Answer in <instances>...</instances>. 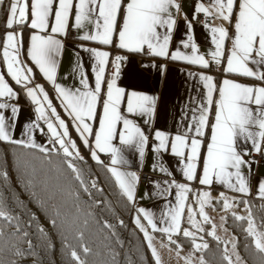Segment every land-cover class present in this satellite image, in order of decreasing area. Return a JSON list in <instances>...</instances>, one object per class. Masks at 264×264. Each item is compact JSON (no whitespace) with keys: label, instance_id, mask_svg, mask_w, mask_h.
<instances>
[{"label":"snow or ice","instance_id":"snow-or-ice-1","mask_svg":"<svg viewBox=\"0 0 264 264\" xmlns=\"http://www.w3.org/2000/svg\"><path fill=\"white\" fill-rule=\"evenodd\" d=\"M3 2L4 0H0V6ZM73 11L75 15L72 27L75 30L79 31L84 28L86 23L95 29L94 33L88 31L79 36L81 40L112 45L119 50L133 54L166 58L172 61H186L205 69L210 68L212 63L220 65L221 58L226 57V66L223 68L226 76L235 74L260 82L259 85H249L225 78L218 88V99H214V93L217 92V86L213 82L214 77L200 74V79L204 81L207 88V102L200 107L199 116L193 114V123L188 125L183 134L170 137L157 130L155 140L158 144L153 148L156 153L161 150L167 151L170 143L171 154L183 158L182 163L186 160L181 172L182 178L188 182L198 181L200 186L209 188L215 182L227 189L249 195L251 185L242 169L246 166L250 172L252 161L245 160L244 157L251 153L247 147L240 146L250 142L252 151L264 155V0H209L207 7L203 3H197L193 20H198L199 14L203 13L205 15L203 26L206 29L210 26V19L225 22L210 29L212 43L215 45V50L208 54L211 57L210 60L206 59L205 55L198 54L197 45L193 42L191 34L193 21L188 20L186 14L184 20L188 34L186 40L180 41V45L185 49L190 48V54L180 51L179 47L169 52L173 31L177 24L176 16L180 13L178 0H75V3L74 0H9L4 25L8 31L5 33L2 44V62L6 69H0V141L38 148L46 155L51 151L50 148L37 144L31 138L32 129L39 128L36 121L24 126L23 134L29 136L27 144L24 140L12 139V131L15 129L14 121L18 117L19 108L8 101L17 99L18 93L9 84L7 76L16 86H20L25 91L32 103L37 105L36 119L37 121L44 120L47 124L48 131L51 133L49 143L59 144L64 155L63 163L75 174V179L80 182L83 191L91 195L89 188L84 186L82 170L76 167L72 159L74 155L77 160H82L83 157L79 155L76 141L70 138L67 123L60 118L56 108L52 106V101L43 85L29 86L34 80L33 69L19 59V45L22 43L23 28L26 26L32 30L27 50L29 59L43 74V77L53 83L54 90L60 98L61 107L72 117L75 130L85 146H89V137L94 135V148H90L92 158L102 163L97 150L100 153L111 155V166L108 170L115 177L121 194L129 202L135 204L139 177L134 172H122L116 167V165L127 162L123 160L121 148L114 145L113 140L117 136V125L122 122L123 128L118 133L120 143L136 147L140 156L143 157L148 137L137 123L121 113L120 105L126 97L128 114L151 115L154 112L156 98L135 91L126 93L124 88L116 85L120 62L127 59L125 56L116 55L112 62L115 71L107 80L106 93L101 99L105 65L108 63L110 53L83 45L80 46L83 51L91 53L94 58V63L91 65L95 77L94 88L89 87L87 74L83 71L79 75V84L84 89L83 91L80 87H64L55 83L56 57L63 45L54 34L66 35ZM16 27H19L21 31H13ZM153 66L161 71L166 70V65H145V67ZM77 67L82 69V63H78ZM98 105L102 107V112L99 114ZM47 109L51 110V116L55 117L58 125L53 124ZM5 110H10L9 116L5 115ZM210 117L212 118L211 123ZM96 119H98L99 126L94 130L88 121ZM145 123L148 121L146 120ZM209 126L210 137L206 144V152L202 156V148L205 147V129ZM193 130L196 135L190 136L189 133ZM153 167L155 168V165ZM159 170L171 179L162 181L164 189L158 195L167 193L171 196L172 189H175V203L169 201L165 204L167 211L161 214L159 221L166 226L158 227L153 214L142 207L136 209L138 215L135 217V223L143 233L147 247L155 259V264H162L159 252L153 243L155 237L149 232L148 227L141 223L140 214L143 215L153 233L158 231L167 236L168 243L176 244L179 249L181 246L172 239V236L181 231V220L185 209H187L189 224L197 231H204L195 217L198 214L202 221L207 223L209 217L205 212V207L210 205L212 200L210 191L201 189L194 191L190 183L178 182L163 162ZM0 174L7 177L6 172ZM28 183L30 184L31 181ZM160 185L161 182H157L158 188ZM91 186L95 187V182ZM190 194L193 196L192 204L187 203ZM257 196L264 199V180L257 185ZM217 199L223 200L225 209L232 206L223 192ZM241 202L248 203L247 201ZM57 215H59L58 212ZM0 217L7 221L16 220L17 231L20 230L19 217L12 216L6 210L2 200H0ZM237 219L243 220L245 217L240 216ZM52 223L55 225L56 220L53 219ZM120 223L122 224L123 221ZM107 227L112 226L107 225ZM214 229L213 225V231L208 234L215 236ZM38 231L43 233L44 230L38 228ZM182 231L184 237L192 238L196 250L208 247L206 243L203 245L195 243L194 232L187 228ZM246 231L253 237L255 248L264 254V231L257 230L250 215ZM0 234H2V229H0ZM27 235V232L23 233L24 237ZM27 244L29 249L33 247L31 240H28ZM165 246L161 244V247ZM13 248L15 255L24 256V250L15 245ZM83 252L89 253L90 249L84 246ZM70 255L79 264H85L80 260L77 251L72 250ZM224 259L231 264V259L226 252ZM0 264L4 262L0 260ZM11 264H16V261H12ZM113 264H115V255ZM186 264H191V261H186ZM200 264H205L202 257Z\"/></svg>","mask_w":264,"mask_h":264},{"label":"crops","instance_id":"crops-1","mask_svg":"<svg viewBox=\"0 0 264 264\" xmlns=\"http://www.w3.org/2000/svg\"><path fill=\"white\" fill-rule=\"evenodd\" d=\"M178 3L180 4V13L176 16L177 24L173 31V38L169 46V52L175 51L176 48L179 47L180 51L190 54V48L185 49L180 45V41L186 40L188 34V30L184 20V16L186 14L188 20L193 21L191 34L193 36V42L197 45L198 54L205 55V58L210 60L211 57L208 54L211 51L215 50V45L212 43V33L210 29L211 27L219 26L221 23L225 22H222L219 19H210V26L206 29L203 26V20L199 19V16L198 20H193L197 3H203L205 7H207L209 4V0H178ZM8 4L9 0H4L3 5L0 6V27L2 26L4 28H2V42L0 46V69H6V66L2 62V44L5 33L6 31H8V29H6L4 26ZM201 14L204 15L203 13H200L199 15ZM74 15L75 13L73 11L70 16L69 26L67 28L71 29V34L69 36L64 34H54L57 39L61 40L63 45L56 57L57 70L55 83L60 84L64 87H80L83 91L84 89L79 84V75L80 72L83 71L87 74L89 87L94 88L95 77L94 73L91 70V65L94 63V58L92 57L91 53L83 51V49L80 47L81 45H83L84 47L96 48L100 51H107L110 53L108 63L105 65V77L104 81L102 82L101 99H103L106 93L107 80L111 78L107 76V73L111 65H113L112 62L115 59V56L120 51L128 53L129 60L122 69V77L120 79L116 78V85L118 87L124 88L126 93L135 91L156 98L154 112L151 115L145 114L143 116H140L128 114L126 111V97L120 105L121 113L128 119H131L135 123H137L138 126L144 131L145 135L148 137L143 157L140 156L139 151L136 147L122 145L120 143L118 133L123 128L122 122L118 123L117 136L113 140V144L121 148V155L123 157V160L127 162L126 164L116 165V167L122 172H134L139 177L138 183L136 185L135 204L132 203L134 206V221L135 217L138 215L136 209L142 207L153 214V218L154 220H156L158 227L166 226L165 224H161L159 221L161 218V214L167 211V209L165 208V204L169 201H171L173 204L175 203V189H172L173 194L171 196H169L167 193H164V195H158V193L162 192L164 189L162 181L171 179V177H169L166 173H162L159 170L161 162H163V165L168 169V171L172 173V176L178 182L190 183V186L194 191L196 189L210 191L212 202H216L217 208L223 206V200L217 199L222 192L225 194V197H227V199L234 203L237 202L238 198L248 196L264 201V199H261L257 196V185L261 180H264V155L262 154H260L259 160L254 159L250 155L244 157L245 160L252 161L250 172L249 168L246 166L242 169L251 185V193L249 195H244L227 189L226 187L221 186L215 182L209 188L208 186H200L198 181L188 182L183 179L181 169L184 167V163H186V160L182 163L181 160L183 158L176 157L171 154L170 143L168 145L167 151L161 150L159 153L153 151L154 146L158 144V141L155 140V132L157 130L164 132L170 137H174L177 134H183L187 130L188 125L193 123V114H195L197 117L199 116L200 107L207 102V88L205 87L204 81L200 79V74L211 75L214 77L213 82L217 86V92L214 93V99H218V88L221 86L222 81L225 78L233 79L249 85H259V81L253 78L242 77L235 74H227L226 76V74L223 72V68L226 66V57L221 58L220 65L212 63V66L210 68L205 69L200 66L189 64L186 61H172L166 58H153L148 55L133 54L125 50H119L112 45H102L97 42L81 40L78 38L79 36L88 31L94 33L95 29L93 26H90L86 23L84 28L80 29L79 31L75 30L72 27V24L74 22ZM13 31L19 32L21 31V29L19 27H16L13 29ZM31 31L32 30H30L26 26L23 28L22 43L19 45V59L23 61L26 66L33 69L34 80L33 84L29 86H34L35 84L43 85L45 91L48 93L49 99L52 101V106L56 108V111L59 114L60 118L64 119L67 123L70 138L75 141L76 138H79L81 140L79 134L75 130V124L72 121V117H70L69 114L61 107V101L54 90L53 83L47 81L46 78L43 77V74L39 72L38 68L33 64V62L27 55V50L30 44ZM228 46L230 47V43ZM78 63H82V69L77 67ZM146 64L166 65V70L161 71L154 66L145 67ZM6 79L13 87L14 91L18 93L17 99L8 101V103L10 104H16L19 108L18 117L14 121L15 129L12 131V139L24 140L25 144H27L29 136L23 134L25 132L24 126L26 124H30L33 121H36L39 124V128L32 129L30 134L31 138L37 144L54 150L56 144L54 145V143H49L51 133L48 131L47 124L44 120L37 121L36 119L38 115L35 111L37 105L31 102V98L25 94V91L20 86H16L14 82L11 81V79L7 76ZM38 95L40 94L38 93ZM97 111L98 114L102 112L101 105H98ZM47 112L53 124L58 125V121H56L55 117L51 116V110L47 109ZM5 115L9 116L10 110H5ZM211 119L212 118L210 117V123ZM146 120L148 121V123H145ZM88 123L92 125L94 130L98 129V119L88 121ZM58 130L61 132L63 131L62 129ZM189 135L195 136V131L193 130L191 133H189ZM209 137L210 126L209 128L205 129V147L202 148V156L206 152V144ZM65 139L67 140L68 138ZM89 142V147L94 148V135L89 137ZM57 145L59 146V144ZM240 147H247L248 151L251 154L256 153L252 151L250 142L249 144L241 145ZM97 155L99 156V160H103L107 164L108 168L111 166V155L109 153H100L97 150ZM153 165H155V168L153 167ZM141 173L147 174L144 180L141 179ZM157 182H161L159 188L157 187ZM233 198H235V200H233ZM192 202L193 196L190 194L187 203L192 204ZM193 206L195 207V205ZM242 208H245L249 214L248 207L246 205L242 206ZM187 216V209H185L184 215L181 220V231L178 233L180 235H183L182 230L185 228L189 229L192 232L197 230L195 227L189 224ZM140 217L141 223L145 224V226L148 227L149 232L155 237L153 243L155 244L160 257L166 256L167 258H171L179 253L177 255L181 256L182 254H188L189 256H192L200 261L201 256L199 253H195L196 249L194 248L191 237H189L191 239V245H188L187 247L185 246V244L180 243L177 240L178 234H173L172 239L181 244V247L177 249L176 244L168 243L167 236L161 234L158 231L153 233L151 227L147 225V221L143 218L142 214H140ZM195 219L200 222V226H204L206 229L208 228L210 230V220L207 223H204L202 221V218L198 214L196 215ZM185 220L187 223L183 224V221ZM222 225L224 226V224ZM224 228L227 230V232L230 233V231L225 226ZM209 230L206 231L209 233ZM202 240L204 241L203 244H205L206 241L204 237H202ZM221 240H223L225 243H228V241L224 238H222ZM162 243L166 246L161 247Z\"/></svg>","mask_w":264,"mask_h":264},{"label":"trees","instance_id":"trees-1","mask_svg":"<svg viewBox=\"0 0 264 264\" xmlns=\"http://www.w3.org/2000/svg\"><path fill=\"white\" fill-rule=\"evenodd\" d=\"M76 141L83 159L77 160L75 155L72 159L82 170L84 186L91 195L83 191L75 174L63 163L64 155L57 144L46 155L38 148L0 141V173H7V177L0 174V200L12 216L19 217L20 226L17 231L16 220L0 217V260L4 264H79L70 255L75 250L85 264H113L114 255L115 264H155L143 233L133 220L132 202L121 194L107 164L103 160L98 163L91 157L90 147L79 138ZM93 182L95 187L91 186ZM237 203L248 207L257 230L264 231V201L248 196L238 198ZM237 217L228 212L223 221L235 236L232 246L244 264H264V254L255 248L253 237L246 231L249 217ZM204 232L208 247L195 253L206 264H228L224 259L225 252L228 255L227 243ZM28 240L32 241L31 249ZM177 240L187 247L191 245L189 237L178 234ZM13 245L24 250L23 257L14 254ZM84 246L90 249L89 253L83 252Z\"/></svg>","mask_w":264,"mask_h":264},{"label":"rangeland","instance_id":"rangeland-1","mask_svg":"<svg viewBox=\"0 0 264 264\" xmlns=\"http://www.w3.org/2000/svg\"><path fill=\"white\" fill-rule=\"evenodd\" d=\"M77 139L78 138H76V140ZM76 144H77V141H76ZM77 147H78V145H77ZM79 155H80V152H79ZM211 202H212V200H211ZM230 203L232 206L229 207L228 209H225L223 206L220 208L219 207L217 208L216 202H212V203H210V205H206L205 212L207 213L209 220L211 221V227H210V230L208 228L206 229L204 226H202V227L204 230H209V232H211V231H213V225H214L215 226V229H214L215 230V236L220 237L221 239L224 238L225 240L228 241L226 248L228 249V256L230 257L232 263L233 264H244L242 259L239 256V254L237 253L236 249L232 246V242H234V239H235L234 234L231 232L230 233L227 232V230L222 225L223 224L222 222L224 219V215L228 212L234 213L238 217H240V216L249 217V214L245 208L239 207L237 205V202L234 203V202L230 201ZM193 232H195V236H196L195 243L203 245L204 241L202 240V237L205 236V232L204 231H197V230L193 231ZM229 241H230V243H229ZM177 244H179L181 246V244L179 242H177ZM160 258H161L162 264H186V261H188V260L191 261V264H200V261H198L197 259H195L192 256H189L188 254H182L181 256L176 254L171 258L170 257L167 258L166 256H163Z\"/></svg>","mask_w":264,"mask_h":264},{"label":"built area","instance_id":"built-area-1","mask_svg":"<svg viewBox=\"0 0 264 264\" xmlns=\"http://www.w3.org/2000/svg\"><path fill=\"white\" fill-rule=\"evenodd\" d=\"M199 19H201V20H205V15H199ZM71 34V29H67V33H66V35H70ZM117 55H121V56H125V57H127V59L126 60H123V61H121L120 62V71H119V75L116 77L117 79H120L121 77H122V69H123V67L125 66V64H127V62H128V60H129V54L128 53H126V52H122V51H120V52H118V54ZM115 71V68H114V66L113 65H111V67H110V69H109V71H108V73H107V76L108 77H111L112 76V73ZM251 157H253L254 159H256V160H259L260 159V153H252L251 155H250ZM146 176H147V174L146 173H141V179L142 180H144L145 178H146Z\"/></svg>","mask_w":264,"mask_h":264}]
</instances>
